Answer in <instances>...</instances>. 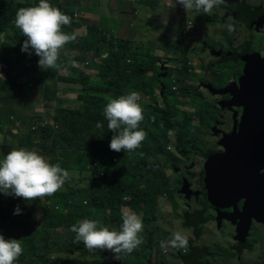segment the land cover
Here are the masks:
<instances>
[{
	"label": "rangeland",
	"instance_id": "rangeland-1",
	"mask_svg": "<svg viewBox=\"0 0 264 264\" xmlns=\"http://www.w3.org/2000/svg\"><path fill=\"white\" fill-rule=\"evenodd\" d=\"M38 2L39 0H0V24L3 27L0 39L7 41L14 40L19 42V44H23L26 37L15 26L16 12L20 7L34 6ZM49 2L53 6L59 7L72 18L71 25L63 28L65 32L69 30L77 37L90 35L92 39L102 45L99 48L94 46L93 48L81 51L76 47H64L62 49L61 62L71 61L70 64H67V71L48 72V69L42 70L39 67V57L31 49V55L16 57V51L3 49L0 41V68L7 71L12 77L20 79V82L18 81L15 85H8L7 83L5 88H9L11 92L15 91L18 86H27L28 88L25 89L23 87L21 90V96L24 98L23 102L13 104L3 114H1V111L5 100L0 102V120H2V125H0V159H3L14 148L24 147L37 151L50 163H60L70 173L69 180L61 190L52 196H46L40 200L26 201L22 198L9 197L0 193V234L5 239L15 238L23 241L27 236L28 230L49 226L45 221L46 211L53 208L55 211L61 209L59 203L68 194L69 187L85 189L95 181H99L97 178L96 180H92L94 175L91 172L75 173V170H70L64 165H71L72 159H75L78 155L82 156L85 152L84 147L76 148L75 144L67 148L62 147L59 143L54 142L52 136L41 133V130L50 127L53 131H58V129L63 127L64 118L71 110L86 106L84 100L81 98V85L64 77L72 76V78L80 81L81 73H83L89 75L90 79L96 82L101 81V74L97 67L104 59L111 58L115 50L121 48L117 41L120 39L122 43L129 45L131 51L136 50L137 46L148 44L152 49H157L160 61H165V65L151 61L146 70L147 80L140 85V89H137L142 91L140 103H143V114L147 115L155 108L161 110L162 108L168 109L171 106L174 111L172 119L176 122L177 126L176 130H172L174 138L182 149L193 153L190 156V161H183L185 157L183 158L182 155L178 154L174 156L178 165L172 166V164H167L163 168L169 183L175 182L174 185L170 186L172 192L161 194L158 197L159 209L155 212V216L152 214L148 218H143L142 214H146V212L141 209L142 212L138 216L141 217L144 224L143 232L140 233L143 243L131 253L136 255L138 252H142L143 255L147 256L148 264H189L186 259L190 257L192 243L196 242L197 239L195 235L196 228L187 225L185 215L192 207H199L201 205H206L209 208L206 214L209 218H214L215 213L210 208L209 202H206L205 195L201 196V194L191 201L179 192L181 183L188 178L185 166H191L189 168L191 169V173L196 175L200 173V178L202 179L203 164L206 157L222 149L221 146L217 145L218 137L209 131L210 126L213 125L214 127L216 125L215 120L211 119L205 127L201 124L199 116L195 113L198 105L199 109L201 108L200 103L210 101L217 104L216 98L211 95V90L207 86L219 83L218 86L221 87V85L223 86L224 83L231 79H236L238 75L237 71L231 68L223 70V65L194 63V61H197L195 57L200 54L194 53L192 49L195 41L190 39V34L193 33L194 28L189 29L184 39H179V35H184L183 32L188 27V20L186 18V10L182 5L176 3L175 0H49ZM247 2L246 9L241 7L246 12V18L242 23L243 28L249 25V19L252 15H262L263 0H247ZM172 3L178 5L177 11H173L175 7H173ZM230 6L231 4H222L218 8H214L209 14H201L204 19L202 28L205 34L209 28L208 25H210L212 30L216 29L215 26L218 24L215 22L217 21H222L223 27H227V25L233 27L232 24L225 22L227 10ZM180 14L184 16L182 21L171 22V19H178ZM257 23L258 26L262 27L264 21L260 18V21ZM232 27L231 29L234 31ZM94 28L96 29L94 30ZM100 28L105 30L100 32ZM119 29L121 31H118ZM12 30H15L16 33L21 32V34L14 36ZM262 32L261 34L263 35L254 36L253 38L254 43L257 44L259 49L263 48L262 46H258L260 40L264 41V30ZM110 33L114 35V48H110L109 40H102L104 35H108V38L111 37ZM219 33L227 37L230 32H221L220 29H217L213 33V39L207 41L211 43L219 41L221 37ZM258 33L257 30L252 31V35ZM146 35L149 37L146 38ZM142 39H146L148 42L142 43ZM237 40L243 41L241 37H238ZM226 46L218 48L226 49ZM242 50H249V45ZM65 52L67 56H64ZM127 61L129 62L130 60L128 59ZM54 70L50 69V71ZM166 70L169 71V74L167 78L163 79L167 86L163 94V90H160V85L163 83L161 73ZM172 74L176 75V79L172 77ZM191 76L193 78H201L198 82V87L191 84L195 82ZM176 80L180 84H187L181 94H174L172 91H169L176 84ZM186 92L190 94V101L184 97ZM8 93L9 91L6 90V95ZM88 93L104 98L112 97L108 91L88 90ZM218 110L220 109L218 108ZM191 113L198 121L194 122L190 119ZM183 126L186 128L191 127V131L189 129L185 130V143H180L179 135ZM150 127L153 129L155 136L160 137L157 133L159 123L156 117H153ZM99 136L104 137L102 132L99 133ZM32 142H36L39 146L33 147ZM139 148L144 150L142 144ZM98 175L101 176V173L98 172ZM143 177L145 184H147V178L144 175ZM173 187L175 189H172ZM201 193H203V189ZM124 200L128 201L129 199L125 198ZM187 203H191V206H188ZM17 206L20 207L21 212L18 215H14ZM140 206L146 208L148 211L150 210V207L143 200ZM84 210L92 212L87 208H84ZM64 211L68 212L66 209ZM125 212L136 214L135 209L130 206H124L122 214ZM84 218L89 219V215L85 214ZM78 220L82 219L58 222L56 218H52L53 225L47 227L44 231L42 248L43 251L46 249L50 251L47 254L49 264H82L84 260H90L72 251L76 250L77 246L90 253L95 252V249L89 250L86 248L83 242H76V234L70 231L71 226ZM100 223L110 229L112 228L108 224L104 225L102 222ZM225 223L229 224L230 228L221 226V230L218 224V228L211 231L208 235L202 233L204 237H202L201 241H197V243L201 247L207 246L208 251L197 264H219V256L228 251V246L221 244L220 238L224 236V233L232 231L233 228L231 227L232 223L230 224L223 220L222 225ZM115 228L118 230V226ZM176 231H183L186 235L187 244L185 246L174 247L170 243L173 233ZM252 237H255L260 244L264 245L263 227L255 224ZM23 255L24 251L14 264H21ZM123 257L125 255L120 254V258ZM259 262V260H254L247 264H258ZM87 264L96 263L88 261Z\"/></svg>",
	"mask_w": 264,
	"mask_h": 264
},
{
	"label": "trees",
	"instance_id": "trees-1",
	"mask_svg": "<svg viewBox=\"0 0 264 264\" xmlns=\"http://www.w3.org/2000/svg\"><path fill=\"white\" fill-rule=\"evenodd\" d=\"M2 28L0 24V36L2 34ZM103 30L105 29H99L100 32ZM12 32L14 36L21 34V32L16 33L15 30H12ZM67 33H71V31L68 30ZM109 35L112 34L110 33ZM107 36L104 35L102 40H109L110 48H114V35L109 38ZM75 37L74 41L66 44L64 47H76L81 51L93 48L94 46L99 48L102 45L92 39L90 35ZM0 41L3 49L15 50L16 57L29 55L28 52L21 51L23 44H19V42L14 40L7 41L5 39H0ZM117 41L121 48L115 50L111 58L104 59L97 67L101 74V81L96 82L90 79L89 75L83 73H81L80 81L72 78V76L64 77L81 85V98L84 100L86 106L71 110L64 118L63 127L58 129V131H53L50 127L41 130V133L52 136L54 142L59 143L62 147L67 148L74 144L76 148L84 147L85 152L82 156L78 155L75 159H72L71 165H64L70 170H75V173L91 172L94 175L92 180L99 179V181H95L85 189L69 187L68 194L59 203L61 209L55 211L53 208L46 211L45 221L49 226L53 225L52 218H56L58 222L64 220L71 221L74 219H84L85 214H88L89 219L100 221L104 225L108 224L112 228L118 226L119 230L122 224V209L124 206H130L135 209L137 215H140L142 212L141 209H143L146 212V214H142L143 218H148L152 214L155 216V212L159 209L158 197L161 194L171 193L170 186L175 184L174 182L169 183L166 179V174L163 171L160 160L162 156H167L166 160L169 161L174 158L172 155L167 154L166 148L168 142L171 141L168 135L171 133L174 138L172 130L177 129L176 122L172 119L174 117V111L171 106L168 109L162 108L161 110L155 108L149 114H143L144 119L140 124V128L147 133L141 143L144 150L138 148L131 153L124 152L123 150L116 152L109 147L114 133L108 130V122L103 115L108 99L88 93V90L108 91L112 98H118L120 95L127 94L132 90L140 89L142 78L146 74V70L152 61L149 52L141 53L137 49L131 51L129 45H125L120 39ZM128 59L130 60L129 62L127 61ZM54 71L58 70L55 69ZM0 74H2V77L10 85H15L18 81L20 82V79L12 77L11 74L1 68ZM125 75L128 76L125 77ZM181 86L183 87L182 89ZM186 86L187 84L181 85L179 83L178 87L180 91H174L173 88H170L169 91H172L174 94H181ZM23 87L28 89L27 86H22L17 94L11 95L10 99L4 101L0 98V102L4 101L1 114L6 109H10L13 104L23 102L24 98L21 96ZM161 89L162 87L160 86ZM165 91L166 89L164 93ZM189 96L187 92L184 95L186 99ZM187 100L190 101L189 99ZM148 108L151 110L149 106ZM215 112L214 104L208 103L201 105L200 109L198 105L195 114L199 116L200 122L205 123V121L210 120V115ZM152 117L158 119L159 127L157 133L160 137L155 136L153 129L150 127ZM190 119L194 122L198 121L196 117H193L192 113L190 114ZM97 122L102 123L103 127L97 128ZM188 129L191 131V127L186 128L183 126L179 135L180 143H185V130L187 131ZM100 132H102L103 138L99 136ZM31 144L33 147L39 146L36 142H32ZM177 148L179 152L182 151V147L178 144ZM187 153L193 155V153ZM98 172L101 173V176L98 175ZM143 175L148 180L147 184L144 182ZM125 198L129 200L125 201ZM142 200L150 207L149 211L140 206ZM206 202L208 203V201ZM84 208L90 209L92 212H86ZM64 209L68 212H65ZM208 210L209 208L206 205L192 207L185 215L187 225L197 229L200 225L212 221L213 218H209L206 215ZM49 226L28 230L26 238L22 241L24 255L21 259V264H49L47 254L50 251L47 249L45 251L42 250L44 231ZM200 233L202 234L203 230L198 229L195 235L200 237L198 240L201 241ZM195 244L198 243H192L191 255L186 259L189 264H197L208 251L207 246L204 245L206 249L203 250L201 246L195 248ZM41 250L42 252L40 253ZM72 251L79 253L86 259H90L84 260L82 264H87L88 261H93L96 264H148L147 256L143 255L142 252H138L136 255L122 252L120 254L125 255V257L118 260L114 258V253L106 249H95V252L90 253L76 246V250Z\"/></svg>",
	"mask_w": 264,
	"mask_h": 264
},
{
	"label": "clouds",
	"instance_id": "clouds-1",
	"mask_svg": "<svg viewBox=\"0 0 264 264\" xmlns=\"http://www.w3.org/2000/svg\"><path fill=\"white\" fill-rule=\"evenodd\" d=\"M175 1L182 5L186 11L194 10L203 14L211 13L214 8H218L224 3V0ZM176 3H172L173 7ZM71 19L59 7L53 6L49 0H39L38 4L30 7H20L16 12L15 26L26 37L21 51L28 52L29 55H31L30 49L34 51L39 57L38 65L42 70L67 71V64H70L71 61L61 62L62 49L76 37L72 33L65 32L63 28L71 25ZM231 27L229 25L230 30ZM64 56H67L66 52ZM1 77L2 74H0V98L8 100L11 95L17 94L22 86H18L15 91L11 92L9 88H5L8 82L4 77ZM172 77L176 79L175 74ZM8 85L10 84L8 83ZM178 85L179 82L176 81L173 86H177V89L172 86L174 91H180ZM6 90L9 91L7 95ZM137 91L140 90L131 91L118 98H107L108 103L104 108L103 115L108 122V130L114 133L109 144L113 151L134 152L147 135L140 128L144 116L140 103L141 95ZM0 125H2L1 120ZM96 127L102 128L103 125L97 122ZM168 138L171 141L166 147L167 154L174 157L180 153L177 142L171 133ZM160 158L162 164L175 160V157L171 161L166 160L167 156ZM69 178V171L63 168L60 163H50L35 150L24 147L14 148L3 159H0V193L9 197L14 196L26 201L40 200L61 190ZM20 212L21 209L17 206L14 215H18ZM143 229L144 224L140 216L125 212L122 215V224L119 230L103 226L97 220L84 218L76 221L70 231L76 234V242H83L89 250L106 249L114 253V258L119 260L120 253H131L143 243V238L140 235ZM170 243L174 247H183L187 244V237L183 231H176L173 233ZM23 251L21 239H5L0 234V264H14Z\"/></svg>",
	"mask_w": 264,
	"mask_h": 264
},
{
	"label": "water",
	"instance_id": "water-1",
	"mask_svg": "<svg viewBox=\"0 0 264 264\" xmlns=\"http://www.w3.org/2000/svg\"><path fill=\"white\" fill-rule=\"evenodd\" d=\"M234 1L224 0L223 4ZM244 61L238 82L231 80L219 88L207 86L213 94L229 95L220 101L222 108L241 107L242 113L231 132L217 128L218 123L213 127L215 135L221 133L218 143L223 150L206 157L202 179L203 193L215 209L217 224L221 227L223 220L231 222L235 239L242 243L249 237L252 225L264 228V59L261 53L254 52ZM179 192L189 199L193 194H203L194 191L188 179Z\"/></svg>",
	"mask_w": 264,
	"mask_h": 264
},
{
	"label": "flooded vegetation",
	"instance_id": "flooded-vegetation-1",
	"mask_svg": "<svg viewBox=\"0 0 264 264\" xmlns=\"http://www.w3.org/2000/svg\"><path fill=\"white\" fill-rule=\"evenodd\" d=\"M247 0H236L234 1L230 8L227 10V16L225 19L226 23H230L233 25L232 28H234V31H232V29H229V25H227V27H223L222 21H217L215 22L216 25L215 26V30L220 29L221 32H230L229 36L224 37L222 33H219L221 35L220 40L219 41H214L215 43H211L210 41L213 39V33L215 30H212V28L210 27V25H208V30L207 33H204L203 30V26L202 23H204V19L202 17V13H197L194 10H189L186 11L185 13L187 14V20L190 19L191 21V25H189L190 23H188V27L186 30H184V35L180 34L179 35V39H184L185 38V34L189 31L190 27L192 26V28H194V31L192 34H190V39L195 41V45L194 47H192V49L194 50V53H200L199 56L197 57V61H194V63L197 64H213V65H223V70L224 69H235L238 73L236 79H231V80H236L238 82L239 77L242 75L243 72V68L245 65V57L249 54H252L254 52H259L261 53L263 59H264V41L260 40V44L258 46H262V49H259V47H257V44L254 43V36H259V35H263L261 33L262 30H264V24L262 27L258 26V23L260 21V18L263 19L264 21V0L262 2V15H252V17L249 19V25L246 26V28L242 27V23L244 22L245 18H246V12H244L242 10V8L244 7L246 9L247 7ZM178 5H175V9H173V11H177ZM242 7V8H241ZM183 15H179L178 19H171L172 22L175 21H182L183 19ZM260 24V23H259ZM236 30V31H235ZM258 31L259 33L256 35H252V31ZM241 31V32H239ZM252 35V36H250ZM238 37H241L243 39V41H238ZM210 40V41H207ZM227 45L226 49L223 48H218L220 46H225ZM249 45V50L247 51H243L242 49H244L246 46ZM196 58V57H195ZM166 60V59H164ZM165 61H160V58H157V63L158 64H164ZM169 71H162V75L163 77L161 78V80L165 79L168 77ZM174 74H172L173 76ZM229 79V80H230ZM201 80V78L199 79V81ZM230 80V81H231ZM228 81V80H227ZM230 81H228L227 83H229ZM219 83L214 84V87L219 88L220 86H218ZM162 85H165V89H167L166 83L163 81ZM195 87H198V83L196 82ZM222 87V85H221ZM211 95L213 97L216 98V102L217 104H214L212 102H204V103H200V105L203 104H208V103H212L215 106L216 112L212 115H210V120L214 119L215 120V124L218 123V125H216L217 128H222L225 130H228L231 132L233 130L236 129V123L239 121V117L242 113V108L241 107H233L232 109H226V108H221L220 107V101L222 100H227L229 95L225 94L222 95L220 93H215L213 94L211 92ZM201 102V101H200ZM218 108L220 110H218ZM209 120V121H210ZM153 121V117L150 120V126L152 124ZM209 121H205L201 122V124L203 126H207L209 124ZM213 123V122H212ZM232 126V127H231ZM238 128V127H237ZM231 129V130H230ZM212 130V132H211ZM210 133L214 135V130H213V125L210 126L209 129ZM216 137H221V133H219L218 135H216ZM218 142V140H217ZM216 142V143H217ZM219 145V143L217 144ZM220 146V145H219ZM223 150V148L221 149V151ZM214 154V153H213ZM179 155H182V157L184 158L183 161H190L191 160V155L189 153H187V151L185 149H182V151H180ZM208 157V156H207ZM175 163V164H172ZM167 164H172V166L174 165H178L177 160H173L171 162H165L162 164V168H165L167 166ZM191 166H185V169L187 170V175H188V180L191 183V188L194 191H200L203 189V182L202 179L200 178L201 174L199 173V175L193 174L191 173V169H189ZM182 173V171H181ZM195 179V180H193ZM193 180V181H192ZM174 182V181H173ZM202 185H201V183ZM175 183V182H174ZM183 182L181 183L180 188L182 187ZM173 189H175L173 187ZM180 190V189H179ZM201 194H199L200 196ZM206 197V193L204 192L201 196ZM197 197V195L193 194L191 197V201H193V199ZM207 199V197H206ZM208 201V200H207ZM188 206H191V203H187ZM243 205V201L239 203V207L241 208ZM210 208L213 209L215 215L214 218L212 219V221L210 222L211 225L209 226L210 223H207L205 225H200L196 230L198 229H202L204 234H209L211 231H214V229L218 228V224L216 222V212L215 209L213 208V206L211 205ZM225 210V209H224ZM229 210V209H228ZM225 221V220H224ZM228 222V221H225ZM231 224V222H229ZM257 224V223H256ZM260 225V224H259ZM209 226L208 229H206V227ZM222 227H229V224L227 225V223H225L224 225L221 224ZM262 226V225H260ZM222 227L220 228L222 230ZM231 227L233 228L232 231L227 232L225 230L224 236L222 238H220V240L222 241L221 244H224L226 246H228V251L226 253H223V255L219 256V264H247V263H251L254 260H259L260 262L262 260H264V245L260 244L255 237H252L253 234V228L255 227V225L251 226V232L249 233V238L246 239V241L244 243L238 241L235 239L236 237V233H235V229L233 227V225L231 224ZM263 227V226H262ZM230 228V227H229ZM264 229V228H263ZM204 234H201V238L204 237ZM252 237V239H251ZM197 241H200L198 239H200V237L196 236ZM196 241V242H197ZM194 243V242H193ZM200 245L195 244V248L199 247ZM206 249L203 246V250ZM191 251H192V247H191ZM207 251V250H206ZM259 262V263H260ZM260 264H264L263 262Z\"/></svg>",
	"mask_w": 264,
	"mask_h": 264
},
{
	"label": "crops",
	"instance_id": "crops-1",
	"mask_svg": "<svg viewBox=\"0 0 264 264\" xmlns=\"http://www.w3.org/2000/svg\"><path fill=\"white\" fill-rule=\"evenodd\" d=\"M172 22V21H171ZM188 23H191V21L189 20V22ZM122 29V28H121ZM121 29H119L118 31H121ZM149 36H147L146 35V38H148ZM147 40L145 39V40H141V42L143 43V42H146ZM148 42V41H147ZM136 43V42H135ZM137 50H140V52L141 53H143V52H149L150 53V55H151V57H152V61H156L157 62V58L159 57V53H157V49L156 48H154V49H152L151 47H150V45H146V44H142V45H140V46H137V48H136ZM198 56H196V58L195 59H198L197 58ZM161 77H163V75H162V73H161ZM192 77V79H194V83H191L192 85L193 84H195L196 82L198 83L199 82V77H194L193 78V76H191ZM146 80H147V76H146V74L144 75V77L142 78V83L141 84H143V83H145L146 82ZM163 81V80H162ZM186 82H188V81H186ZM182 84H185V83H182ZM181 84V85H182ZM162 85V84H161ZM165 86V85H164ZM183 87L181 86V89H182ZM164 90H165V88L163 89V94H164ZM188 93V92H187ZM189 94V93H188ZM190 95V94H189ZM190 97V96H189ZM189 97H187V99H189ZM2 121V120H1ZM262 262H264V260H262ZM262 262H260V263H262ZM260 263H258V264H260Z\"/></svg>",
	"mask_w": 264,
	"mask_h": 264
},
{
	"label": "built area",
	"instance_id": "built-area-1",
	"mask_svg": "<svg viewBox=\"0 0 264 264\" xmlns=\"http://www.w3.org/2000/svg\"><path fill=\"white\" fill-rule=\"evenodd\" d=\"M173 88H174V89H177V86H173ZM137 92H139V93H140V95H141V98H142V92H140V91H137Z\"/></svg>",
	"mask_w": 264,
	"mask_h": 264
}]
</instances>
